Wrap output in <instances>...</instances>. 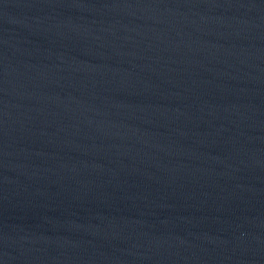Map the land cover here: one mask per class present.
I'll use <instances>...</instances> for the list:
<instances>
[{
	"label": "water",
	"instance_id": "95a60500",
	"mask_svg": "<svg viewBox=\"0 0 264 264\" xmlns=\"http://www.w3.org/2000/svg\"><path fill=\"white\" fill-rule=\"evenodd\" d=\"M0 264H264V0H0Z\"/></svg>",
	"mask_w": 264,
	"mask_h": 264
}]
</instances>
